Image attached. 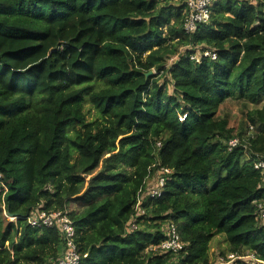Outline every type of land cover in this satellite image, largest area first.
I'll list each match as a JSON object with an SVG mask.
<instances>
[{
    "label": "trees",
    "instance_id": "trees-1",
    "mask_svg": "<svg viewBox=\"0 0 264 264\" xmlns=\"http://www.w3.org/2000/svg\"><path fill=\"white\" fill-rule=\"evenodd\" d=\"M211 10L188 35L185 0H0V264L61 255L37 210L68 212L79 264H214L218 234L264 264V0ZM228 99L263 102L248 151L227 147L246 134L218 117ZM159 166L172 172L147 197ZM168 222L180 252L155 248Z\"/></svg>",
    "mask_w": 264,
    "mask_h": 264
},
{
    "label": "built area",
    "instance_id": "built-area-1",
    "mask_svg": "<svg viewBox=\"0 0 264 264\" xmlns=\"http://www.w3.org/2000/svg\"><path fill=\"white\" fill-rule=\"evenodd\" d=\"M212 5L213 0H185V18L183 28L186 34H193L200 24H205L210 21ZM205 58L216 59L217 53L211 49H204L200 51L195 48L191 54V59L196 62H201ZM253 131L254 126L251 125L249 131L242 138L235 136L229 139L226 142L228 149L232 150L238 146H243L245 150L248 151L250 140L254 137ZM157 146H161V142H158ZM254 166L256 169H259L264 173L263 155L256 154ZM171 172L172 170L170 168L159 166L156 175L154 176V183L150 186L146 196L152 198L161 196L165 183L168 179V175ZM2 189H4V187L0 186V191ZM257 219L264 223V202L262 201L257 203ZM29 222L33 226L45 224L47 226H57L59 228L63 239V251L52 264L80 263L81 253L75 240L76 231L68 212L55 211L47 213L43 210H37L29 217ZM164 232L166 234L165 239L155 248L164 252L170 251L174 253L180 252L185 248V243L182 241L177 227L173 222H168L165 225ZM241 259L252 260L251 264H257L258 262V260H256L251 254L247 256H238L234 254L227 255L226 257H220L214 264H227L230 260L232 263L229 264H237L236 261Z\"/></svg>",
    "mask_w": 264,
    "mask_h": 264
},
{
    "label": "rangeland",
    "instance_id": "rangeland-1",
    "mask_svg": "<svg viewBox=\"0 0 264 264\" xmlns=\"http://www.w3.org/2000/svg\"><path fill=\"white\" fill-rule=\"evenodd\" d=\"M178 1H180V3L184 2V0H174V2L176 3H178ZM184 50L185 48L182 47L181 51L183 52ZM176 57L177 56H174L171 59H169L168 63H171V61L174 60ZM170 91H172V86L170 87ZM262 105L263 102L255 105V104L247 103L243 100L228 99L221 105L219 109L218 117L227 118L229 120L230 126L234 127L236 133L240 131H244L245 133H247L250 128V125H248L246 120V114L248 110L254 109L256 107H261ZM87 108L89 109V105ZM90 116L91 115H89V117ZM13 219L14 218L10 217V220ZM210 245H211L209 252L210 260L213 261L214 263L217 262L220 257H224L221 255V252H225V253L227 252L226 253L227 255H234L232 252L229 251L230 250L229 244L227 243V241H225V237L223 234L216 235L211 240ZM229 263H232V261L230 260L227 264Z\"/></svg>",
    "mask_w": 264,
    "mask_h": 264
},
{
    "label": "water",
    "instance_id": "water-1",
    "mask_svg": "<svg viewBox=\"0 0 264 264\" xmlns=\"http://www.w3.org/2000/svg\"><path fill=\"white\" fill-rule=\"evenodd\" d=\"M153 73H154V71H149V72L146 74V76L148 77V76L152 75Z\"/></svg>",
    "mask_w": 264,
    "mask_h": 264
},
{
    "label": "crops",
    "instance_id": "crops-1",
    "mask_svg": "<svg viewBox=\"0 0 264 264\" xmlns=\"http://www.w3.org/2000/svg\"><path fill=\"white\" fill-rule=\"evenodd\" d=\"M155 178V177H154ZM154 178H153V180L150 182V184H153L154 183Z\"/></svg>",
    "mask_w": 264,
    "mask_h": 264
}]
</instances>
